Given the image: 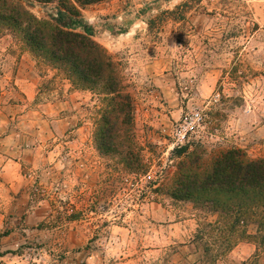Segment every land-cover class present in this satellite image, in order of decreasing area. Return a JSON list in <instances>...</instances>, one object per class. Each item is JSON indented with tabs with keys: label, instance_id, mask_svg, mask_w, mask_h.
Listing matches in <instances>:
<instances>
[{
	"label": "rangeland",
	"instance_id": "rangeland-1",
	"mask_svg": "<svg viewBox=\"0 0 264 264\" xmlns=\"http://www.w3.org/2000/svg\"><path fill=\"white\" fill-rule=\"evenodd\" d=\"M22 1L38 16L57 12ZM79 10L87 27L76 30L119 63L149 168L128 171L98 150L103 95L0 30V264H264V230L249 225L251 241L218 255L229 238L209 225L218 214L164 188L179 160L173 129L191 110L204 118L191 149L237 146L264 159V0H108Z\"/></svg>",
	"mask_w": 264,
	"mask_h": 264
},
{
	"label": "trees",
	"instance_id": "trees-1",
	"mask_svg": "<svg viewBox=\"0 0 264 264\" xmlns=\"http://www.w3.org/2000/svg\"><path fill=\"white\" fill-rule=\"evenodd\" d=\"M35 1L55 4L56 14L38 16L22 0H0V30L16 35L35 55L62 70L75 87L103 95L105 107L95 131L98 150L119 156L128 171L145 173L149 162L137 149L135 102L119 63L92 33L75 27H87L80 19V8L108 0ZM173 152L179 159L177 169L164 188L177 200L218 214L217 221L209 225L229 237L220 244L218 255L242 240L251 241L249 225L256 224L259 234L264 230V159L251 158L237 146L210 151L201 143L192 149L184 144ZM205 253L208 256L210 248L205 247Z\"/></svg>",
	"mask_w": 264,
	"mask_h": 264
},
{
	"label": "built area",
	"instance_id": "built-area-1",
	"mask_svg": "<svg viewBox=\"0 0 264 264\" xmlns=\"http://www.w3.org/2000/svg\"><path fill=\"white\" fill-rule=\"evenodd\" d=\"M204 118L201 110L187 112L183 119L173 129V145L180 147L189 141V138L203 125Z\"/></svg>",
	"mask_w": 264,
	"mask_h": 264
},
{
	"label": "crops",
	"instance_id": "crops-1",
	"mask_svg": "<svg viewBox=\"0 0 264 264\" xmlns=\"http://www.w3.org/2000/svg\"><path fill=\"white\" fill-rule=\"evenodd\" d=\"M24 155H25V157H28L29 162H33L35 164L37 154L35 155V159H32V151H29V152L25 151ZM12 163H17V162L14 159H10V161L6 163L5 167H8L9 165L11 166Z\"/></svg>",
	"mask_w": 264,
	"mask_h": 264
}]
</instances>
